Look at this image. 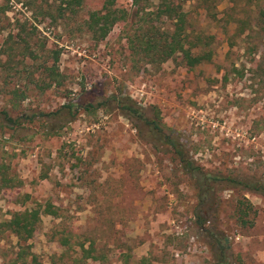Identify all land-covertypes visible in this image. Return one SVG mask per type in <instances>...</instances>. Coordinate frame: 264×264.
Returning a JSON list of instances; mask_svg holds the SVG:
<instances>
[{"label": "rangeland", "instance_id": "1", "mask_svg": "<svg viewBox=\"0 0 264 264\" xmlns=\"http://www.w3.org/2000/svg\"><path fill=\"white\" fill-rule=\"evenodd\" d=\"M68 3L0 0V222L52 206L56 215L42 213L29 241L38 264L70 263L79 244L95 256L79 264H217L213 242L223 236L227 264H264L263 193L216 190L199 206L196 180L117 112L82 111L54 135L38 116L122 92L156 108L203 171L264 183V33L255 25L264 0H218L212 13L189 0L188 18L212 51L193 69L180 56L157 66L130 54L133 0ZM104 8L124 20L98 41L86 22ZM3 111L33 120L11 128ZM16 252L15 238L0 240V264Z\"/></svg>", "mask_w": 264, "mask_h": 264}, {"label": "trees", "instance_id": "2", "mask_svg": "<svg viewBox=\"0 0 264 264\" xmlns=\"http://www.w3.org/2000/svg\"><path fill=\"white\" fill-rule=\"evenodd\" d=\"M188 1L133 0L139 8L136 13L139 20L136 30L132 34H128L126 38L130 54L139 61L143 60L157 66L174 59L176 56H180L181 62L189 69L209 62L212 58V51L209 49L206 37L194 30L188 18V12L185 11ZM217 1L198 0L204 11L208 13H212ZM72 3L80 5L81 0H69L68 4L72 5ZM151 6L154 7V11H146L145 7ZM117 13L118 11H112L108 8L90 13L86 24L95 40L105 39L112 27L124 20V17L121 14L118 16ZM162 19L169 21L171 25L161 31L154 27L153 23ZM255 25L264 33V8L260 10ZM47 69L52 74L54 73L53 68ZM91 90L96 91V87ZM97 110L109 113L117 112L133 125L142 140L150 143L157 150L172 154L179 166L196 180L200 199L199 206L204 205L208 195L216 190L222 191L240 187L264 194V183L203 171L188 155L185 145L178 138L173 137L169 129L162 124L160 113L156 108H142L122 92H113L108 95L100 91L96 102L89 101L86 104L67 102L54 112L40 113L38 116L47 119L45 120L46 130L50 135H54L58 130L75 121L82 111L88 113ZM1 115L6 125L11 128L20 127L21 121L31 122L33 120V117L26 115L13 118L7 111H3ZM1 180L2 184L8 182L5 179ZM245 209L240 211V218L245 215ZM42 213L56 215L52 206L48 204L43 210L37 208L14 212L8 220L0 222V240L6 238V235L17 240V252L12 264H38L37 257L30 250L29 241L34 236ZM203 213V211L195 213L196 224L201 229L204 228L205 224ZM203 231L207 232L208 230L204 228ZM61 242L64 246H70L67 237L63 238ZM213 244L218 246L220 252L216 255L217 264H227L224 253L229 251L230 244L226 237L223 236L220 241L216 240ZM79 248V257L75 258V256L70 263L61 262L60 264H79L87 259H95L94 251L90 245L85 249L84 244H79ZM53 264L57 263L53 261Z\"/></svg>", "mask_w": 264, "mask_h": 264}]
</instances>
